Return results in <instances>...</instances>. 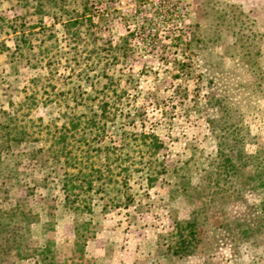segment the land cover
<instances>
[{"label":"rangeland","instance_id":"1","mask_svg":"<svg viewBox=\"0 0 264 264\" xmlns=\"http://www.w3.org/2000/svg\"><path fill=\"white\" fill-rule=\"evenodd\" d=\"M254 1L263 8L0 0V124L10 132L0 136L24 137L1 152L0 209L38 215L33 245L53 241L63 264H264V0ZM104 102L105 131L90 133ZM67 118L80 119L79 132L55 133ZM141 133L163 144L155 157ZM107 158L101 180L90 166ZM69 180L90 213L64 207ZM192 218L198 241L175 256L174 222ZM83 219L94 236L81 258L73 229Z\"/></svg>","mask_w":264,"mask_h":264},{"label":"trees","instance_id":"2","mask_svg":"<svg viewBox=\"0 0 264 264\" xmlns=\"http://www.w3.org/2000/svg\"><path fill=\"white\" fill-rule=\"evenodd\" d=\"M104 89V86H103ZM108 103L104 102L99 107L98 112L93 113L92 119H89V126L93 128H87L91 131L90 133H104L107 119L110 118V115H108L107 112ZM7 115V117L11 118V115L9 113H4ZM116 117V115L112 116L113 119ZM96 118V119H94ZM81 125V121L75 120L73 118H67V121L60 127L55 128V133H78L79 128ZM8 129V125H1L0 124V132L1 133H10L4 130ZM93 131V132H92ZM24 131H19L18 133H23ZM125 136V135H124ZM0 137H3L4 141H1L0 146V155L2 150L5 148H8V144L11 141H22L24 140V137L18 138V137H8L7 134L1 135ZM134 139H140L142 143L146 144L148 146V152L149 155L152 157H155L158 153V151L162 148L163 144L153 134H145L141 133L138 135H133ZM61 138V137H60ZM63 139H65L63 135ZM62 139V140H63ZM126 138H123L122 142H124ZM5 145V147H4ZM124 146V143H123ZM122 146L118 147L121 148ZM116 147V149H118ZM115 149V148H114ZM108 151L107 147H104L103 149H99L98 153L99 158H102L105 156L104 151ZM55 158H64L66 162L70 160H75L74 157H71V153H63L62 151L56 152L54 155ZM71 157V158H70ZM119 157V156H118ZM117 157V159H119ZM70 158V159H69ZM115 159V160H117ZM107 163L100 165L97 168H94L93 166H90V171H93L94 173L99 174V177H102L101 180H103V174L102 171H108L110 169V166L108 164V158ZM153 160L149 162V169H147V172H153L155 171V167L153 166V163H156ZM103 167V170H102ZM107 168V169H106ZM105 169V170H104ZM164 170V169H163ZM161 173V171H157V174ZM151 174V173H148ZM157 176V175H156ZM128 177V175H127ZM261 178V176H259ZM86 177H83L82 180H84ZM147 182L149 185L152 184V182L155 180V178L152 177V175H149L146 177ZM93 181L87 180L84 181V183L87 185L88 190H92L93 187ZM110 182V180L108 181ZM106 181H102L99 185L97 190L99 192H106ZM69 183V185H68ZM264 184V182H263ZM78 189V186L70 184V180L67 181L63 185V193H64V207L71 210L75 215H78L77 213H81L84 210H88V213L91 212L90 205L84 204L83 207H80V204L78 201L73 198L77 194L74 193V191ZM4 194L6 197V192L0 190V200L1 198H4ZM5 200V199H3ZM120 205V204H117ZM115 207V205H114ZM106 208V206L104 207ZM38 215L33 214L30 209L27 207H20L19 205H16L15 207H10L7 209H0V264H11L9 261V258L12 256L17 259V261H24L27 259H33L38 264H63V262L60 259V253L58 248L56 247L55 243L51 240H46L43 245L35 246L32 244L30 240V229L31 226L38 223ZM174 229H175V235L176 240L172 247L173 255L182 257L183 255H189L191 251L193 250V246L198 241V233L200 229L198 228V222L196 218L189 219L185 222L175 221L174 222ZM91 222L90 220H77L74 224L73 234H74V243L73 245L77 249V253L80 255L81 258L84 257V249L86 246V241L90 238H93L94 234L90 227ZM199 230V231H198ZM13 262V261H12Z\"/></svg>","mask_w":264,"mask_h":264},{"label":"crops","instance_id":"3","mask_svg":"<svg viewBox=\"0 0 264 264\" xmlns=\"http://www.w3.org/2000/svg\"><path fill=\"white\" fill-rule=\"evenodd\" d=\"M247 4L249 3V4H251V7L252 8H254V7H256V8H258V9H260V8H263L262 6L260 7L259 6V3H258V1H256V3H255V1L254 0H244ZM254 4V5H253ZM263 6H264V4H263Z\"/></svg>","mask_w":264,"mask_h":264}]
</instances>
